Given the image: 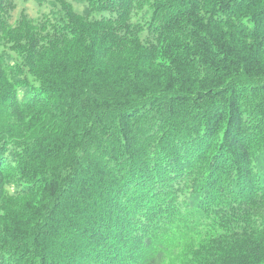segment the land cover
<instances>
[{"label":"trees","instance_id":"1","mask_svg":"<svg viewBox=\"0 0 264 264\" xmlns=\"http://www.w3.org/2000/svg\"><path fill=\"white\" fill-rule=\"evenodd\" d=\"M0 264H264V0H0Z\"/></svg>","mask_w":264,"mask_h":264}]
</instances>
